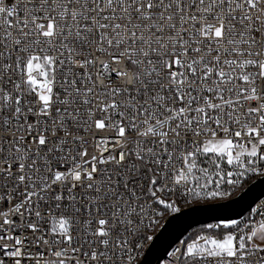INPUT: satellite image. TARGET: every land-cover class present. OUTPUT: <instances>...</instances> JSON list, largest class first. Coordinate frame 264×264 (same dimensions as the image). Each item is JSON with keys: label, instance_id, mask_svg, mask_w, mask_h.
Here are the masks:
<instances>
[{"label": "snow or ice", "instance_id": "1", "mask_svg": "<svg viewBox=\"0 0 264 264\" xmlns=\"http://www.w3.org/2000/svg\"><path fill=\"white\" fill-rule=\"evenodd\" d=\"M253 176L264 0H0V264H142L165 215ZM262 207L164 264H264Z\"/></svg>", "mask_w": 264, "mask_h": 264}, {"label": "water", "instance_id": "2", "mask_svg": "<svg viewBox=\"0 0 264 264\" xmlns=\"http://www.w3.org/2000/svg\"><path fill=\"white\" fill-rule=\"evenodd\" d=\"M264 195V176L257 177L236 196L218 202L196 204L175 216L170 215L154 234L156 240L150 241L145 249L142 264H158L166 251L194 227L203 223L215 222V218L242 219L249 207ZM196 209V210H194Z\"/></svg>", "mask_w": 264, "mask_h": 264}, {"label": "built area", "instance_id": "3", "mask_svg": "<svg viewBox=\"0 0 264 264\" xmlns=\"http://www.w3.org/2000/svg\"><path fill=\"white\" fill-rule=\"evenodd\" d=\"M257 178V177H260V176H253V177H251V178H249V179H247V181L248 180H250V179H252V178ZM246 181V182H247ZM216 201H218V200H216ZM193 205H195V203H191V204H184L183 206H182V210L183 209H186L187 207H190V206H193ZM262 206H264V195L263 196H261L258 200H256V202L253 204V206L252 207H262ZM262 210H264V207H262ZM171 214H168V215H165L162 219H161V224H160V226L163 224V222L170 216ZM247 217H248V212L244 215V217L242 218V219H247ZM255 219L258 221V220H260V217H255ZM160 227H158L157 229H159ZM158 231V230H157ZM153 235L155 234V232L154 233H152ZM183 237H187V234H185ZM150 242V241H149ZM149 242L145 245V249L147 248V246H148V244H149ZM176 243L177 242H175L172 246H176ZM145 249H144V251H145ZM144 253V252H143ZM143 255V254H142ZM142 255H141V257H142ZM165 257V256H164ZM158 264H164V258H162L159 262H158Z\"/></svg>", "mask_w": 264, "mask_h": 264}, {"label": "trees", "instance_id": "4", "mask_svg": "<svg viewBox=\"0 0 264 264\" xmlns=\"http://www.w3.org/2000/svg\"><path fill=\"white\" fill-rule=\"evenodd\" d=\"M256 179V177L255 178H252V179H250V180H248L247 182H245V183H243V186L239 189V190H237V191H234V193H233V195L231 196V197H229L228 199H230V198H232V197H234V196H236L237 194H239L249 183H251L253 180H255ZM224 200H227V199H224ZM224 200H218V201H224ZM218 201H208L207 203H212V202H218ZM199 204H206L205 202H200ZM195 205H196V203H195ZM200 227H201V225L200 226H197V227H194L193 229H191L188 233H187V236H190V235H192L193 233H195V232H198V231H200ZM157 230L158 229H156L155 230V233L157 232Z\"/></svg>", "mask_w": 264, "mask_h": 264}]
</instances>
